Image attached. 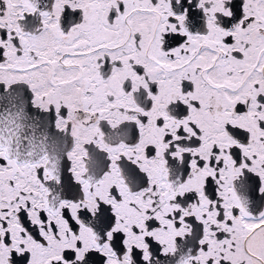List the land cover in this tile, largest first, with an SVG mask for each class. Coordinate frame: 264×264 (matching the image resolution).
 <instances>
[{
  "label": "snow or ice",
  "instance_id": "obj_1",
  "mask_svg": "<svg viewBox=\"0 0 264 264\" xmlns=\"http://www.w3.org/2000/svg\"><path fill=\"white\" fill-rule=\"evenodd\" d=\"M0 264H264V0H0Z\"/></svg>",
  "mask_w": 264,
  "mask_h": 264
}]
</instances>
